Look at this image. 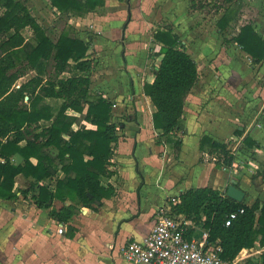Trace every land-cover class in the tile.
Segmentation results:
<instances>
[{
	"label": "crops",
	"instance_id": "crops-1",
	"mask_svg": "<svg viewBox=\"0 0 264 264\" xmlns=\"http://www.w3.org/2000/svg\"><path fill=\"white\" fill-rule=\"evenodd\" d=\"M46 1L35 7L26 5L53 39L66 31L70 36L88 43L87 54L93 62V68L88 73L90 96L101 95L111 102L110 120L116 124L118 139L112 144L113 154L108 165L112 173L103 176L101 184L110 187L112 192L98 200L99 203L95 201L91 205H83L67 196L64 200L53 199L49 207L40 208L31 197L37 189L27 196L18 191L25 189L29 180L22 173L17 174L15 189L18 198H0V264H135L121 257L120 247L127 240L142 239L148 233L158 206L169 204L170 198L187 188L210 186L224 190L234 179L231 178L230 168H217L214 157L200 150L201 136L206 134L223 141L230 139L236 129H242V135L236 136L229 144L235 155L233 167L240 170L244 167L235 161L236 153L245 157L248 165L255 167L248 155L258 156L264 151L253 147L252 151L245 150L246 154H243L236 152V148L241 149L246 135L264 146V117H260L259 121L251 120L250 110L254 104L250 99L246 98L242 100V105H236V99L232 101L233 95L229 97L226 92L218 94L219 90L227 91L229 88H214L216 84L208 82L198 84V70V80L184 99L181 128L169 138L158 136L152 123L155 107L143 91L144 83L152 82L162 57V54H157L161 45L155 33L169 28L185 44L177 28L178 25L183 26L181 22L188 20V13L178 15L173 0H104L102 5L79 16L63 14L50 0ZM229 10L225 7L219 17L213 18L221 34L231 23ZM225 12L229 23L221 31L217 21ZM245 23L254 27L252 21ZM49 30L55 32L53 36ZM257 32L264 39V31ZM26 38L33 41L32 31ZM148 43H151L150 54H146ZM137 50H141L146 58L157 60L151 74L149 66L136 63ZM191 56L196 61V57ZM216 59H220L219 54H216ZM261 62L264 64V60ZM28 71L32 74L26 71L17 79V85L37 73L36 70ZM70 74L65 71L59 77L65 78ZM42 75L46 78L50 74L44 72ZM50 99L58 100L59 104L62 100L43 99L56 112L59 104L55 108ZM25 102H28V96H25ZM85 111L86 107L82 113L66 110L67 115L76 118L71 125L73 130L94 128L84 118ZM50 122L42 119L39 125L44 127ZM64 137L68 138V135L64 134ZM176 140L179 141L177 144ZM50 153L56 157L57 148L50 147ZM11 160L22 161L16 155ZM30 160L32 163L37 161L35 157ZM57 167L54 176L38 184H49L50 189H54L57 179L65 177L60 163ZM245 197L251 198L249 195ZM256 198L262 199L264 195H255L252 201L245 202L251 204ZM70 204L75 211L66 221L59 222L49 215L51 208ZM60 223L63 225L62 233L56 231ZM259 238L253 246L240 250L233 259L234 264H261L264 245L259 243Z\"/></svg>",
	"mask_w": 264,
	"mask_h": 264
},
{
	"label": "trees",
	"instance_id": "trees-1",
	"mask_svg": "<svg viewBox=\"0 0 264 264\" xmlns=\"http://www.w3.org/2000/svg\"><path fill=\"white\" fill-rule=\"evenodd\" d=\"M63 14L83 15L104 3V0H50ZM229 23L225 12L217 21L222 31ZM29 28L33 34L30 41L23 34ZM162 54L152 82H145L143 91L150 97L155 110L152 114L154 129L158 136L170 137L181 128L184 99L198 80L195 59L187 52L185 44L171 29L155 33ZM243 50L253 63L264 60V39L250 23L240 26L230 39ZM89 45L83 39L61 32L53 39L39 24L23 0H0V198H18L15 176L22 173L29 180L23 196L32 194L37 207L47 208L53 199L69 197L83 205H91L104 196L111 195L110 187L101 184V178L110 175L109 160L113 154L112 144L118 139L116 124L111 122V102L101 95L90 96V78L93 68L88 56ZM52 63V74L43 77V68ZM28 70L36 74L16 84ZM71 72L65 78L59 75ZM28 96V102H25ZM60 98L56 112L43 99ZM94 128H78L71 125L76 119L67 115L72 109L82 113ZM51 120L40 127V120ZM236 129L228 140L218 141L202 135L199 148L214 157L217 168H231L235 159L230 142L242 135ZM68 135V138L64 137ZM179 141L176 140L175 144ZM56 147V157L50 147ZM264 146L246 135L240 148L252 151ZM22 159L12 162V156ZM31 157L36 158L32 163ZM86 157V158H85ZM65 177L57 179L54 189L49 184H38L57 173V166ZM264 179V173H260ZM224 190L210 186L187 188L178 196L170 198L172 212L182 213L194 222H201L209 230L210 242L219 241L221 257L233 260L243 248L259 243L264 245V198H256L251 204L238 202L226 195ZM90 194L91 196H89ZM242 209V210H240ZM75 211L73 205L51 208L49 215L63 222ZM237 212L228 225L231 212ZM203 218V219H202ZM261 264H264V257Z\"/></svg>",
	"mask_w": 264,
	"mask_h": 264
},
{
	"label": "rangeland",
	"instance_id": "rangeland-1",
	"mask_svg": "<svg viewBox=\"0 0 264 264\" xmlns=\"http://www.w3.org/2000/svg\"><path fill=\"white\" fill-rule=\"evenodd\" d=\"M23 1L30 7L47 2L46 0ZM173 2L178 15L184 16L185 12L188 13V20L181 22L183 26L178 25L177 29L188 51L196 57L199 70L198 84L208 82V84H216L214 88H218L217 86L229 88L227 91L218 89V94L224 95L222 92H226V95L229 93V97L233 95L232 101L236 99V105L239 103L242 105V100L246 98L250 99L254 104L250 110L252 111V113L250 112L252 114L251 120L259 121L260 117H264V64L262 62L253 63L237 44L228 39H231L239 26L246 21H252L257 31H264V0H173ZM225 7L230 9L232 20L221 34L217 31L213 18L215 20V16L219 17ZM49 31L53 36L55 32ZM30 32L29 28L23 29V34L27 37H30ZM147 45L146 54H150L152 52L149 49L151 43ZM137 51L136 63L149 66L151 74L157 60L150 57L146 58L141 50ZM216 54H219L220 59H216ZM218 61L221 63L218 64ZM52 70L51 62L43 68L46 75L52 74ZM27 72L29 75L32 74V72ZM49 102H52L55 108L59 104L58 100L50 99ZM238 151L246 154L245 150L236 148V152ZM236 155L237 160L235 161L244 167L243 170L231 167L230 173L233 176L231 178H234L237 185L245 191V196H251L248 199L244 197L243 200L249 202L255 195H264V181L260 174L261 172L264 173V153L258 156L248 155L255 167L248 165L245 157H241L238 153Z\"/></svg>",
	"mask_w": 264,
	"mask_h": 264
},
{
	"label": "built area",
	"instance_id": "built-area-1",
	"mask_svg": "<svg viewBox=\"0 0 264 264\" xmlns=\"http://www.w3.org/2000/svg\"><path fill=\"white\" fill-rule=\"evenodd\" d=\"M236 214L231 212L225 224ZM56 231L63 232L62 223ZM197 231V235L193 234ZM208 238V228L172 212L169 203L156 208L153 224L142 239L127 240L119 251L125 261L135 264H234V260L221 257L219 241L210 242Z\"/></svg>",
	"mask_w": 264,
	"mask_h": 264
},
{
	"label": "water",
	"instance_id": "water-1",
	"mask_svg": "<svg viewBox=\"0 0 264 264\" xmlns=\"http://www.w3.org/2000/svg\"><path fill=\"white\" fill-rule=\"evenodd\" d=\"M225 192L227 196L238 202H241L245 197V191L237 186L235 179H231L230 183L226 187ZM88 195L91 196L90 194ZM96 203H99V201L96 200Z\"/></svg>",
	"mask_w": 264,
	"mask_h": 264
}]
</instances>
